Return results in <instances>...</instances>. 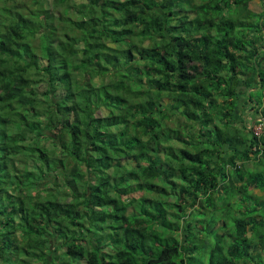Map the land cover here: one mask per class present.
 Returning a JSON list of instances; mask_svg holds the SVG:
<instances>
[{"label":"trees","instance_id":"trees-1","mask_svg":"<svg viewBox=\"0 0 264 264\" xmlns=\"http://www.w3.org/2000/svg\"><path fill=\"white\" fill-rule=\"evenodd\" d=\"M251 1L0 0V264H264Z\"/></svg>","mask_w":264,"mask_h":264},{"label":"rangeland","instance_id":"rangeland-1","mask_svg":"<svg viewBox=\"0 0 264 264\" xmlns=\"http://www.w3.org/2000/svg\"><path fill=\"white\" fill-rule=\"evenodd\" d=\"M194 2H196V3H198V4H200L203 0H193ZM249 9L250 10H252V12H257V13H261L262 12V8H261V4H260V1L259 0H252L250 3H249ZM243 16H244V14H243ZM254 92H252V97H255L254 98V100L257 102V100L259 99V98H261L262 97V94H261V90L259 89V90H253ZM248 95H250L251 94V92H248L247 93ZM248 95H247V97H248ZM258 105H261V103L260 102H258ZM249 114H251V112H248L246 115H245V118H247V120H249L250 122H251V124L249 125V127L252 125V123L253 122H255L256 120L258 121L260 118H258V119H256V120H253V119H251V115H249ZM260 121V120H259ZM261 123H264L263 121H261V122H259V124H261ZM258 123H256V127L255 128H253L254 129V131L253 132H251V133H255V132H260V134H261V130H260V127L258 126L259 125ZM250 136H252L251 134H249ZM264 135V134H263ZM258 137H260V136H258ZM261 161H263L264 162V160H261ZM262 169H263V167H259V170H261L262 171ZM143 178H145V177H143ZM258 192V191H257ZM245 212V211H244Z\"/></svg>","mask_w":264,"mask_h":264},{"label":"clouds","instance_id":"clouds-1","mask_svg":"<svg viewBox=\"0 0 264 264\" xmlns=\"http://www.w3.org/2000/svg\"><path fill=\"white\" fill-rule=\"evenodd\" d=\"M259 120H260V121H259ZM259 120H258V121L256 120L255 122H256V123H258V124H259V122H261V121H263V122H264V120H263V119H259ZM256 123H255V125H254V126H252V125H251V126L249 127V129H251L252 131H254V129H253V128H255V127L257 126V125H256ZM261 124H264V123H261ZM261 124H259V125H261ZM259 125H258V126H259ZM254 134H255V133H254ZM263 134H264V132H263V133H262L260 136H262ZM255 135H256V134H255ZM256 136H257V135H256Z\"/></svg>","mask_w":264,"mask_h":264},{"label":"built area","instance_id":"built-area-1","mask_svg":"<svg viewBox=\"0 0 264 264\" xmlns=\"http://www.w3.org/2000/svg\"><path fill=\"white\" fill-rule=\"evenodd\" d=\"M259 127H260V130L262 131L261 132V134L264 132V124H261V125H259ZM255 134L257 135V136H260L261 134H260V132H255Z\"/></svg>","mask_w":264,"mask_h":264},{"label":"water","instance_id":"water-1","mask_svg":"<svg viewBox=\"0 0 264 264\" xmlns=\"http://www.w3.org/2000/svg\"><path fill=\"white\" fill-rule=\"evenodd\" d=\"M255 123H256V122H253V123H252V126H254V125H255Z\"/></svg>","mask_w":264,"mask_h":264},{"label":"crops","instance_id":"crops-1","mask_svg":"<svg viewBox=\"0 0 264 264\" xmlns=\"http://www.w3.org/2000/svg\"><path fill=\"white\" fill-rule=\"evenodd\" d=\"M257 192V191H256ZM258 194H260L259 192H257Z\"/></svg>","mask_w":264,"mask_h":264}]
</instances>
